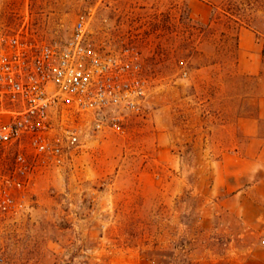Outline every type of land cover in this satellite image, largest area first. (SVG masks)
<instances>
[{
    "label": "rangeland",
    "instance_id": "1",
    "mask_svg": "<svg viewBox=\"0 0 264 264\" xmlns=\"http://www.w3.org/2000/svg\"><path fill=\"white\" fill-rule=\"evenodd\" d=\"M82 21L93 47L137 52L147 95L34 178L0 222V264H264V171L229 201L244 181L224 161L264 95V71L238 68L264 0H0L3 33L62 44Z\"/></svg>",
    "mask_w": 264,
    "mask_h": 264
},
{
    "label": "built area",
    "instance_id": "2",
    "mask_svg": "<svg viewBox=\"0 0 264 264\" xmlns=\"http://www.w3.org/2000/svg\"><path fill=\"white\" fill-rule=\"evenodd\" d=\"M87 37L83 21L62 44L0 32V222L39 173L64 166L147 95L135 50L106 52Z\"/></svg>",
    "mask_w": 264,
    "mask_h": 264
},
{
    "label": "crops",
    "instance_id": "3",
    "mask_svg": "<svg viewBox=\"0 0 264 264\" xmlns=\"http://www.w3.org/2000/svg\"><path fill=\"white\" fill-rule=\"evenodd\" d=\"M240 59L238 68L241 73L248 76L262 78L264 71V39L261 33L248 28L240 30L239 37ZM263 80V79H262ZM264 123V95L258 99L257 115L254 117H243L239 122L241 134L249 139L246 154L243 156L237 153H225V170L227 176L234 178L238 183L244 181L234 189H230V200L239 197L240 189L244 193L250 194L253 189H260L262 181H257L258 185L252 184V179L256 173L264 171V137L261 135L262 124Z\"/></svg>",
    "mask_w": 264,
    "mask_h": 264
}]
</instances>
